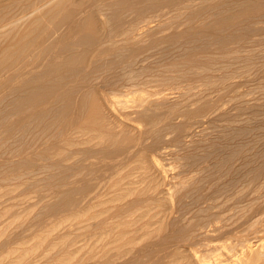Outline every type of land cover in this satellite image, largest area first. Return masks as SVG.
<instances>
[{"label":"bare ground","instance_id":"bare-ground-1","mask_svg":"<svg viewBox=\"0 0 264 264\" xmlns=\"http://www.w3.org/2000/svg\"><path fill=\"white\" fill-rule=\"evenodd\" d=\"M230 3H234L236 4V6L231 7L232 5H230ZM164 4L176 5V9L178 12L175 14V16H173L170 22L167 20L169 23L165 19L164 22H166V25L165 23L161 24L160 21H158L156 25H151L153 21L149 20V18L147 17L148 14L159 11ZM216 14L222 16L218 18L216 17ZM263 15L264 0H0V144L3 146L7 143H10L11 145L13 144L12 142H14L13 145H15V143L17 144V148H6L4 150L3 154H6V156L5 158L3 156L4 159L2 161L5 164L3 166L5 167V170L7 172H20L22 175H20L18 178L21 179L25 174L24 171H26L27 169L30 170L32 167H35L37 165V161L45 159L44 157L47 155L52 156L51 159L55 158L54 155H62L63 161L71 156L74 157V155L84 156L89 153H96L101 157L112 154L119 157L125 154L126 156H128V158H132L133 155H135V152L131 151L132 147L128 142L136 141V143L133 144L140 147L142 146V141L149 140V137H154V140L151 138L153 140V143L150 148H158V150L160 151V153L158 154L167 155L168 151H165L164 149L166 148H164L163 146L161 147V145L164 142L166 143L164 137L165 134L168 133V130H171V132L173 131V133L175 132V137L173 138V140H175L178 146H175V149L178 148V150H175V154L178 152L176 156H174V158L176 157L175 159L184 160L185 158L188 159L189 157H194V154L196 156L194 159H196L197 162L192 161L193 165L195 163V173L193 171L192 164L190 163L191 160L190 162H188L185 159V161H187L188 163L187 165H189V163L191 164L190 168H192V170H190L189 172L193 173V175L189 174L191 177H182V175L179 174L178 176L181 177H178L177 174H175L178 181L172 182L176 179L171 180L172 176L168 172L169 168L165 169L167 167L165 166L164 168V166L161 165L158 160L153 159V156L150 158L146 157L147 155L145 154V149L140 147L143 150L136 152L137 157H135L137 158V160L134 157V164L136 163L134 168H132V166V169H130L131 171H129V173L127 170V176L122 174L123 177L126 176L124 177V179L121 178L123 181L119 180V178L122 177L121 175L118 178L116 177V180L118 179L120 181L117 182V185L119 184L118 186L120 188L117 187L115 182V186L118 188L117 193L118 191L121 192L115 194L114 199L111 195L112 192L110 190L109 191L111 193L109 194V196L104 195L106 197L108 196L109 199H111L109 201V199L106 198V200L108 199L110 203H113L111 201L116 200L114 203H116L117 201H123V203L125 204H121L120 207L116 205L117 209L116 212H114L116 213L115 217H117V219L119 220H116L115 223L112 222L114 223L112 224L114 225L113 228L110 227L111 229L109 228L110 230L108 229L107 232H105V227L101 226V228H98L100 229V232L103 231L102 228L105 229V231L102 232V235L98 234L97 236L99 237V239H102H100L101 242L99 241L100 244L98 243L99 247H96L98 244L94 239L93 240L96 244L94 242L93 243L94 245H96V248H94L93 244V246L86 243L84 244L86 245V247L88 245L90 246L89 248L93 247L97 250L98 255L95 254L94 256L97 255L96 257L92 255L94 258H97L92 264H138V259L144 257L147 259V261H149V258L151 257H148L150 256L148 254L151 253L156 246L160 247L161 251L163 252V255L160 254L162 255V258H160V256L158 257V259H162V261L159 260V262H162L163 264H264V142H261V140L259 139L260 137L262 138V136V139H264V134L259 136V138H256L258 140L253 141L251 139L255 143H252V141L250 140L251 142L249 141L248 143H244L246 145L241 144L242 146H238V144L235 143L237 145L235 147H233L232 145L227 146L226 144L222 143L224 141H218L221 138H217L218 140L216 141L215 138L211 139L210 136V139L205 138V136L203 137L195 131L196 129L194 127L196 125L194 126V124H197V127L198 125H201V119L199 118H201V116L202 118L204 117V110H206L204 109L205 105L201 104L203 106H198L199 104H197V102L200 99L196 102H191L190 99L185 100L181 98L182 96L179 97L180 94L178 95V93L175 95L171 92H164L163 90L156 94L153 93L154 95L152 94V97L150 95V97L153 99H149L148 97H138L135 100L130 101L131 105H127L124 104L125 102H121L120 104L122 108L121 106L120 108H130V113L127 114L124 112V110L123 112H119L121 110L120 108L117 109V111L119 110V113H117L113 100H110L111 97H109L110 99L107 97V95L101 89L102 85H99V82L103 80L104 77L107 81V78L109 76H112L115 79V76L120 77L119 75L133 76V74H136L137 71L134 68L136 67V65L140 66V62L141 64L144 63L145 43L147 41H150V39L152 42V39L154 38L155 40L153 39V43L160 49V46L164 43H175V45L177 43L178 45L181 44L180 46H183L181 40L186 43L187 41H189V37H193V39L195 37L194 41L201 42V44L204 43V46H222V49L226 50L227 52L228 48H225L226 45L228 43H231L236 38V36H232L233 33L231 32L241 31V36L245 35L248 37L247 33H249L250 31L248 25L251 24V21L261 19ZM124 19L125 22H123ZM182 19H184L183 22L181 21ZM195 22H198V24H195V26L198 25V27L194 26ZM181 23L184 26H187L185 30L173 35H162V33H164V30H174L177 28L179 29V27L182 25ZM192 31H197V33H194L196 34L195 36L192 35ZM159 35L161 36L159 37ZM117 37H120V40L116 41L115 38ZM201 44L198 46L204 47L203 45L201 46ZM223 46H225V49L223 48ZM210 47L212 48V46ZM202 49L200 48L201 53L203 50L205 51L206 47H204L203 50ZM149 51H146V53H149ZM217 51L219 52V50ZM189 55H191V53ZM226 58L227 57H225V59ZM213 60L215 59L213 58ZM211 65H209V67ZM188 71L189 70H187V72ZM141 73H143V71ZM136 77H138L137 74ZM161 77L162 76H160V78ZM224 78L225 77H223V79ZM120 79L122 80L121 77ZM160 80L162 82L170 81H168L167 79L162 80V78L159 79V81ZM171 83L172 82H170L169 85ZM92 84H95V86ZM110 94L111 93H109L108 96H110ZM185 95L187 94L185 93ZM188 98L189 97H187V99ZM162 108L167 109L164 115L158 114V110ZM121 116L123 117V119L120 118ZM139 122H142L145 125L144 129L141 128L140 130L139 128L138 130L136 124L137 126L140 125L138 124ZM239 126H242V124H240ZM250 128L252 127L250 126ZM256 128L255 132L259 129V131L262 130L261 127H258L259 129L257 128V130ZM224 129L225 130L222 129V131H226V127ZM231 129H229L231 133L230 135L226 136L228 133H223L226 136V139H224L226 143H229L230 141L232 142L237 136L239 137L241 135H244V130L246 131V129L242 130L241 128L237 130ZM231 131H233V133ZM252 131H254L253 128L250 129V132L248 131L247 136H249V133L251 134ZM259 133H255L253 135L256 136L257 134L258 136ZM218 134H221V132H217V135ZM214 135H216L215 132ZM251 136L249 137L251 138ZM241 137L243 138L244 136ZM221 148L223 150H221ZM218 149H220L221 152ZM192 152L195 153L191 154ZM178 156L180 157L178 158ZM15 157L18 158L15 159ZM212 158L219 159L220 161L222 159V161L220 162L221 165L217 166L212 163V166L210 167V169H213L215 166H217L218 171L216 172L218 173L222 170V167H227L228 164H230L231 167L237 166V169L246 170L249 168L248 170H246L247 182H243L246 184H242V189L238 188L239 190L235 191L234 189L236 185L233 184L238 183L240 180L236 181L235 178H231L232 183H230V180H226L228 181L226 183H229V185L224 184L223 187L221 185L222 188L220 190L217 189L216 191H214L215 194L214 192H210L213 190V187H208L212 188V190L210 191H207L206 189L208 188L206 187L205 193L202 192L203 188L205 187L204 183L206 181V177L210 178L208 176H212V174H209L210 172H208L209 175L206 174V171L210 166V162L208 161ZM259 158L261 159L260 163L256 167L255 165H252L257 163ZM45 161H47V157ZM68 161H66V163ZM79 161L82 163L81 160ZM179 162L181 163L183 161ZM122 163L123 162L119 163L117 167L122 168L120 167V164ZM216 163L217 162H215V164ZM59 164H46L42 166L39 165V172L41 174H45L44 178H39L38 180L32 182L33 184L44 183L47 186H50L49 190H47V193L43 194V197L37 200V202L39 200L40 201L37 204L34 203L35 208L39 206V212L37 213V216L47 214L45 219L48 218L49 222V219H51L50 217L54 215H57L58 217L62 214L66 216L69 215L66 218L70 219V216H72L76 219L78 217H81V212H83V216H85L91 208L90 206H87L90 208L88 210V208L86 207V209V204L84 205V203L88 202L85 197H87L86 194L89 190L87 186L92 180V173H85L81 170V172H83L82 174L79 171L80 168L77 164L72 167L66 165V168L67 166L70 167H68V170H73L72 168H79L78 174H63L64 172H66L64 171V169L62 170L63 165L61 166V164L63 163L59 162ZM122 166H124V164H122ZM184 166L185 165L183 164L180 167ZM178 167L179 165L177 166V168ZM219 167H221V169ZM126 168H128V166ZM186 169L189 170V167ZM228 169L231 170L230 167ZM40 170H42V172ZM134 170L136 172H134ZM226 170H224V172H226ZM172 171L170 173H172ZM30 172L32 173L31 170ZM137 172L138 174L136 175ZM132 174H135L138 180H136V178L133 179L132 177L135 176H132ZM241 174L245 176L244 172ZM27 175H29V173H27ZM33 175H36V173ZM223 175L225 174H221L222 177H224ZM230 175H232V173ZM213 176L214 178L216 177L215 174H213ZM225 177H227V175ZM8 178H10V176ZM224 179L225 178H223V180ZM216 181L218 180L216 179ZM216 181L215 184L217 185L218 182ZM107 184L105 185V187L107 186ZM230 184L233 187H231ZM213 185L211 184V186ZM116 187L114 188L115 190L117 189ZM219 187L220 186L214 188L216 189ZM230 187L235 191H232L235 195V198L241 200L237 203L232 201V204L236 203L237 207L235 206L236 214L234 215L236 219H234V222L232 220L231 224L235 223L237 218V222L239 223V220L241 218L240 222H242L243 220V225L245 226V233H243L244 237H242L239 243L236 242L238 243L236 245L230 247L227 246L226 248L221 245L223 247L222 249L225 248L224 250L226 252L224 253L218 252L221 248L208 245V248L203 247L202 249L201 246H198L200 245L199 242L202 243V241L216 236L217 234H221L226 230L225 227L227 226V224L226 222L224 223L226 219L223 218L224 214L219 216V213L217 214L216 212L221 210L220 208H222V204H226H224V199L227 200V193H229L231 190ZM106 191H108V189ZM192 193L193 195L189 196V194ZM90 195L91 194H89L88 197ZM146 195L147 197L145 198ZM187 196H189L188 200H190V202L187 201L188 204H186V202L184 201ZM97 197L98 196L95 195V199ZM229 198L232 199L233 197L228 196V199ZM235 198L233 200L237 201ZM98 200L99 199H97V201ZM106 200L104 202L103 200L102 202L100 200V202L104 204L105 202L108 203V201ZM147 201H150L149 204L154 205L153 208H150L151 205L150 207L148 206L150 208H147L149 209V212L160 208V211L155 212L156 217H161L159 218L161 225L158 226V228L156 226L155 229H153V227L155 226L154 224L151 229H145V227L143 229L141 228V226H136V228L139 227L140 229L134 228L131 230H124L129 225L131 220H133L135 217H138L139 219V215H141L140 210L142 211V209L138 210V212L140 213H138L139 215L137 214V216L129 221V219L134 216L133 213L136 210L134 209L133 211L130 208L133 209L134 207H138L144 209V207L139 206H143L142 202L146 203ZM228 203L226 204L227 210H229ZM232 204L230 203V205ZM233 205L232 207H230L231 209L234 208ZM94 206L95 205H93L92 208L96 209L97 207ZM123 206L124 208H126V210L124 209V212L122 211ZM35 208H32V210L34 211ZM98 208L100 209L99 206ZM112 208L110 210H113ZM235 208L233 210H235ZM84 209L86 210L84 211ZM147 209H144V213L148 212L146 211ZM216 209L219 210L217 211ZM214 210L216 211L213 212ZM2 213L3 212H1V214ZM125 213L127 215L123 217ZM147 214H144L145 219L147 217ZM18 215L16 216V218L19 217ZM128 216L131 217L127 218ZM229 216L228 219L232 217ZM125 217L126 219H128L129 223L127 222V220H125L124 222H126L127 226L122 227L124 229L120 230L121 225H126L122 224L123 221L121 220ZM110 218H112L110 219L111 221L115 220H113V215L112 217L110 216ZM149 218L150 220L154 219V217L152 218V216ZM228 219L226 220L228 221ZM52 221L53 220L51 219V222ZM111 221H106V223L108 222L110 226H112L110 223ZM137 221L139 220L136 219V225L140 222ZM39 222H41V220H39ZM84 222L86 223V221ZM132 222H134L135 224V220ZM9 223L11 224L8 225L12 226L14 221ZM44 223H46V221ZM44 223L43 226L46 227L47 223ZM52 223L51 226L53 225ZM106 223L104 222L102 224H104V226H108L109 224ZM147 223L145 222L144 224L147 225ZM238 223H235V225ZM49 224L50 223H48V227L50 226ZM231 224L230 226H232ZM91 225L92 224H90V226L88 227L90 228ZM7 226L2 229L0 228V232H6L9 228ZM55 226L56 224L54 225V227ZM54 227L52 226L51 228ZM234 227L235 226H233L232 228ZM241 227L240 230H243L244 228L242 229ZM130 228H132V226H128V229ZM40 229H42V227ZM43 229L41 230L42 232ZM34 230L35 229H33V232ZM44 230L46 231V229ZM56 230L57 229H55V231ZM233 232L236 233V231ZM2 233L1 235H3ZM64 233L65 232H63V234L61 233L60 235L57 234L58 236L56 237H54L55 235H53L52 237L54 238H52L50 242L47 241L50 244L49 247L51 248V250L57 249V252H54V254L52 252V257L50 256L51 252L47 254L49 255V257H51L49 263L47 262L48 264H62V261H66L64 259H67L71 256L70 252L66 248H68L67 244L72 240L68 236L67 232L66 234ZM127 234H130L131 236H127ZM106 235H112L110 240L112 238L113 239L106 242L110 237H107ZM86 237L85 239H87ZM40 240L43 242L42 239ZM209 240L211 243V239ZM192 241H199L197 242L198 245L196 244V246H198L199 250L201 248L200 251H198L196 246L195 248L197 250H194L193 247H191ZM194 242L192 246H194ZM214 242L217 241H213V243ZM220 244L221 243L219 242V245ZM31 246L26 248L22 246L23 249H19L21 252H19L20 254L17 255V259L20 258L24 261V259L27 260V258L35 253L36 250L34 252L32 251L36 248L35 242L34 245L32 247ZM69 246H71L69 247V249L72 248V246L74 247V245L72 244ZM37 250H39L38 247ZM64 250L67 251L65 252ZM73 250L71 251H77ZM62 251H64V253ZM92 252L93 250L89 251L88 254H91ZM155 252L157 253V251ZM7 254L10 253L7 252ZM74 255H76V253ZM76 256L73 257L74 259L70 260L71 264H83V257L81 256V258L79 257L80 259H75ZM151 256L156 257V255L154 256L152 254ZM4 259V261H6L8 257L7 259ZM154 259L152 258L149 264L151 262H153L154 264ZM147 261L146 264H148ZM66 262H68V260ZM4 263L6 262H3V264Z\"/></svg>","mask_w":264,"mask_h":264},{"label":"rangeland","instance_id":"rangeland-1","mask_svg":"<svg viewBox=\"0 0 264 264\" xmlns=\"http://www.w3.org/2000/svg\"><path fill=\"white\" fill-rule=\"evenodd\" d=\"M221 1H227V0H221ZM228 1H230V0H228ZM234 2V1H233ZM169 5V6H168ZM230 5H232L231 7H235L236 6V4H234V3H230ZM169 7H171V8H169ZM173 8V9H172ZM175 8V9H174ZM177 6L176 5H173V4H164L162 7H161V9L159 10V11H157V12H154V13H151V14H148V18H149V20L151 21H153L152 23H151V25L153 24V25H156L157 24V22L158 21H160V23L161 24H164L165 23V25H166V22H164L165 21V19H166V21L168 20L169 22H170V20H172V18H173V16H175V14L178 12L177 11ZM163 9V10H162ZM167 9V10H166ZM170 9V10H169ZM227 9H229V8H227ZM173 11H174V13H173ZM160 12V13H159ZM221 12V11H220ZM156 13H158V14H156ZM222 15H217L216 14V17H218V18H220ZM214 17V16H213ZM264 15L262 16V18L261 19H258V20H255V21H251V24L250 25H248L249 27V33H247L248 34V37L247 36H241V34H242V32L241 31H236V32H231V33H233L232 34V36H236V38L231 42V43H228L227 45H226V47L225 46H223V48L225 47L226 49H227V52H226V50H223L222 49V46H217V45H215V47H214V45H208V46H204L203 44H201V42H198V41H194L195 40V37H194V39H193V37L191 38V37H189L188 38V40L189 41H187L186 43H184L183 42V40H181L182 41V45L183 46H180L181 44H177L176 43V45H175V43H173V44H168V43H164V44H162L161 46H160V49L153 43L154 42V40L152 39V42H151V39H150V41H147L146 43H145V52H144V54H145V61H144V63L143 64H141V62H140V66H138V65H136V67L134 68L136 71H137V76L138 77H136V74H133V76H131V75H125V76H121V75H119L121 78H122V80L120 79V77H118V76H115L116 78L114 79V77H112V76H109L108 78H107V81H106V79H105V77L103 78V80H101L100 82H99V85L101 86L102 85V87H101V89H102V91L107 95V97L109 98V97H111V99L110 100H113V102H114V105H115V109H116V111H117V109H119L120 108V106H121V102H125L124 104H127V105H131V102L130 101H132V100H135L136 98H138V97H143V98H151L152 97V94L153 93H158V92H160V91H163L164 90V92H167V93H169V92H171V93H173V94H177L178 93V95H179V97H181L182 99H185V100H191V102H196V101H198L199 99L200 100H202V101H198L197 102V104H199L198 106H200L201 104H203V105H205V107H204V109H206V110H204L205 111V114H203V118H202V116H201V118H199V119H201V125H198V127H197V124H194V128L196 129H194L198 134H200L201 136H205V138H209V136H210V138L211 139H216V141L219 139V138H221L220 140H218V141H224V142H222L223 144H226L227 146H233V147H235V146H237L236 144H238V146L240 145V146H242L244 143H248L251 139L253 140V141H255V140H258V139H256V138H259V136H261L262 134H264ZM155 19V20H154ZM163 20V21H162ZM167 21V22H168ZM182 22L184 21V19H182L181 20ZM180 21V22H181ZM259 21H261V22H259ZM123 22H125V19L123 20ZM168 22V23H169ZM257 22V23H256ZM263 22V23H262ZM182 24V23H181ZM195 24H198V22L196 23H194V26H195ZM125 26V25H124ZM186 27L187 26H184L183 24L179 27V29L177 28V29H174V30H172V29H167V30H164V33H162V35L163 36H165V35H168V34H176V33H179V32H181V31H183V30H185L186 29ZM195 27H198V25H196ZM238 30V29H237ZM169 32V33H168ZM192 35L193 36H195L196 34H194V33H197V31H192ZM246 34V35H247ZM158 35V34H157ZM161 35H159V37H160ZM250 36V37H249ZM155 37V36H154ZM157 37V36H156ZM243 37V38H242ZM244 37H246V38H244ZM196 39H197V37H196ZM244 39V40H243ZM115 40L116 41H118V40H120V37H117V38H115ZM121 43V42H120ZM149 44V45H148ZM188 44V45H187ZM201 44V46L203 45L204 47H206V49H205V51L203 50L204 49V47H200V46H198V45H200ZM186 45V46H185ZM120 46V45H119ZM118 46V47H119ZM210 46H212V48L210 47ZM149 47V48H148ZM180 47V48H179ZM197 47V48H196ZM209 49H208V48ZM177 48H178V50H177ZM200 48L203 50L202 51V53L200 52L201 50H200ZM224 48V49H225ZM149 49H150V51H149ZM153 49H155V50H153ZM169 49V50H168ZM174 49V50H173ZM183 49V50H182ZM186 51H185V50ZM242 49H244V50H242ZM152 50V51H151ZM156 50H157V52H156ZM158 50H160V51H158ZM165 50V51H164ZM173 50V51H172ZM198 50V51H197ZM215 50V51H214ZM217 50H219V52L217 51ZM146 51H149V53L147 52L146 53ZM185 51V52H184ZM210 51V52H209ZM252 51V52H251ZM155 52V53H154ZM159 52V53H158ZM182 52V53H181ZM189 52V53H188ZM193 52V53H192ZM209 52V53H208ZM244 52V53H243ZM251 52V53H250ZM254 52V53H253ZM166 53V54H165ZM181 55H180V54ZM186 55H185V54ZM191 53V55H189ZM206 53V54H205ZM197 54V55H196ZM199 54H201V55H199ZM203 54V55H202ZM229 54V55H228ZM173 55V56H172ZM211 55V56H210ZM213 55V56H212ZM216 55H219V56H216ZM179 56V57H178ZM182 56V57H181ZM185 56V57H184ZM208 56V57H207ZM221 56V57H220ZM148 57V58H147ZM201 57V58H200ZM225 57H227L226 59H225ZM250 57V58H249ZM260 57H263V58H260ZM168 58V59H167ZM203 58V59H202ZM213 58L215 59V60H213ZM218 59V61H217V59ZM261 60H259V59ZM156 59H157V61H156ZM221 59V60H220ZM185 61V62H184ZM189 61V62H188ZM252 61V62H251ZM176 62V63H175ZM219 62H221V63H219ZM203 63V64H202ZM209 63V64H208ZM225 63V64H224ZM212 64V65H211ZM218 64H220V65H218ZM203 67H202V66ZM209 65H211L210 67H209ZM218 65V66H217ZM247 66V67H246ZM205 67H207V68H205ZM166 68H170V69H166ZM205 68V69H204ZM142 69V70H141ZM144 69V70H143ZM148 69V70H147ZM151 69V70H150ZM216 69H217V71H216ZM248 69V70H247ZM139 70V71H138ZM146 70V71H145ZM187 70H189L188 72H187ZM143 71V73H141ZM144 71H145V74H144ZM150 71V72H149ZM139 72V73H138ZM149 72V73H148ZM160 72V73H159ZM181 72V73H180ZM162 73V74H161ZM165 73V74H164ZM170 73V74H169ZM173 73H175V74H173ZM177 73H179V74H177ZM173 74V75H172ZM193 74V75H192ZM212 75V76H211ZM144 76V77H143ZM158 76H159V78H158ZM160 76H162L161 78H162V80H165V79H167L168 81L170 80V79H172V78H176V79H172V80H170L169 82H162L161 80V82L159 81V79H161L160 78ZM230 78H229V77ZM143 77V78H142ZM157 77V78H156ZM167 77H169V78H167ZM205 77V78H204ZM223 77H225L224 79H223ZM132 78V79H131ZM142 78V79H141ZM164 78V79H163ZM210 78V79H209ZM232 78V79H231ZM110 79V80H109ZM112 79V80H111ZM213 80V81H212ZM2 81V80H1ZM95 81V80H94ZM112 81V82H111ZM114 81H116V82H114ZM120 81V82H119ZM173 81H174V83H173ZM211 81V82H210ZM231 81V82H230ZM93 82V81H92ZM102 82V83H101ZM170 82H172L170 85H169V83ZM213 82V83H212ZM214 82H215V84H214ZM158 83H159V85H158ZM166 83H168V84H166ZM181 83V84H180ZM205 83V84H204ZM220 83V84H219ZM1 84V83H0ZM180 84V85H179ZM92 85H94L95 86V84H92ZM104 85H107V86H104ZM163 87H162V86ZM168 85V86H167ZM207 85V86H206ZM212 85H214V86H212ZM161 86V87H160ZM172 86V87H171ZM211 86V87H210ZM159 87V88H158ZM205 89H204V88ZM182 88V89H181ZM202 88V89H201ZM177 89V90H176ZM181 89V90H180ZM174 90V91H173ZM108 91H110V92H108ZM199 93H198V92ZM203 91V92H202ZM109 93H111L110 94V96H108V94ZM185 93L187 94V95H185ZM196 93V94H195ZM195 94V95H194ZM150 95H151V97H150ZM154 95V94H153ZM189 95V96H188ZM207 95H208V97H207ZM243 95V96H242ZM245 95V96H244ZM200 96V97H199ZM239 96V97H238ZM240 96H242V97H240ZM113 97V98H112ZM156 97V96H155ZM187 97H189L188 99H187ZM191 97V98H190ZM148 99V100H149ZM151 99H153V98H151ZM257 101H256V100ZM116 100V101H115ZM119 101V103H118V101ZM245 101V102H244ZM248 103H247V102ZM127 102V103H126ZM211 102V103H210ZM214 102V103H213ZM244 102V103H243ZM250 102V103H249ZM117 103H118V105H117ZM255 103V104H254ZM234 105V106H232V105ZM118 107H117V106ZM203 105H201V106H203ZM209 106V107H208ZM236 106V107H235ZM221 107V108H220ZM260 107V108H259ZM121 108H122V106H121ZM120 108V109H121ZM197 108V107H196ZM249 108V109H248ZM217 109H219V110H217ZM122 110V111H121ZM119 112H123V110H124V112L125 113H127V114H129L130 113V108H126V109H121ZM126 110V111H125ZM129 112H128V111ZM239 110V111H238ZM247 110V111H246ZM117 111V113H119ZM165 111H167V109H165V108H162V109H160V110H158V114H161V115H164L166 112ZM224 111H226V112H224ZM258 111V112H257ZM160 112H162V113H160ZM206 112H207V114H206ZM254 112V113H253ZM260 112V113H259ZM256 113V114H255ZM258 113V114H257ZM210 114V115H209ZM248 114V115H247ZM209 115V116H208ZM245 115V116H244ZM250 115V116H249ZM208 116V117H207ZM220 116V117H219ZM223 116V117H222ZM233 116V117H232ZM244 116V117H243ZM258 116V117H257ZM217 117V118H216ZM262 117H263V119H262ZM121 119H123V117L121 116L120 117ZM236 118V119H235ZM243 118H245V119H243ZM207 119V120H206ZM242 119V120H241ZM262 119V120H261ZM203 120V121H202ZM227 121H228V123H227ZM241 121V122H240ZM203 122V123H202ZM240 122V123H239ZM246 124H245V123ZM220 123V124H219ZM226 123V124H225ZM252 123V124H251ZM138 124H140V125H138L137 126V124H136V127L138 128V130H139V128H140V130H141V128L142 129H144V127H145V125L142 123V122H139ZM218 124H219V126H218ZM229 124V125H228ZM235 124H236V126H235ZM240 124H242V126L243 127H246V128H243L242 126H239ZM215 125V126H214ZM230 127H228V126ZM260 125V126H259ZM226 127V131H222V129L223 130H225L224 128ZM233 126H235V127H233ZM250 126L254 129V131H252L251 132V134L249 133V136H251V135H253V134H255V133H259V135L257 136V134H256V136H251V138L249 137V136H247L248 135V131L250 132V129H252V128H250ZM256 126H257V128L259 127H261V131H259V130H257V128H256ZM233 127V128H232ZM237 127V128H236ZM198 128V129H197ZM209 128V129H208ZM211 128V129H210ZM232 128V129H231ZM239 128H243V129H246V131L244 130V135H241V136H244L243 138L241 137V136H237V137H235V139L231 142H229V143H226V141L224 140V139H226V136H228V135H230L231 133H230V130L229 129H231V130H237V129H239ZM247 128H249V129H247ZM255 128H256V130L258 131H256L255 132ZM213 129V130H212ZM229 131H228V130ZM242 129V130H243ZM204 130V131H203ZM219 130V131H218ZM221 130V131H220ZM248 130V131H247ZM218 133H220L221 132V134H218L217 135V132ZM228 131V132H227ZM200 132V133H199ZM214 132H215V134L217 135H214ZM232 133H233V131H231ZM246 132H247V134H246ZM205 134V135H203V134ZM226 134V133H228L226 136L224 135V134ZM206 134H208V135H206ZM210 134V135H209ZM214 135V137H213V135ZM246 134V135H245ZM212 135V136H211ZM1 137V136H0ZM175 137V132L173 133V131L171 132V130H168V133L167 134H165V141H166V143L164 142L162 145H161V147L163 146L164 148H166V149H164L165 151H168V153H167V155H160V154H158V153H160V151L158 150V148H154V147H152V148H150L151 146H152V143H153V140H154V137L152 138V137H149V140H146V141H142V146H140L141 148H143V149H145V154L147 155L146 157H148V158H150V157H154L153 159H155V160H158V162H160V164L161 165H163L164 166V168H165V166L167 167V168H165V169H168V172H169V174H171V176H172V178H171V180H174V179H176V180H174V181H172V182H177L178 180H177V178H176V175L175 174H177V176L180 174V175H182V177H191L189 174H191V175H193V173H190L189 171L190 170H192V168H190L191 167V164L193 163L192 161H196V159H194L196 156H195V152H192L191 154H194V157H189L188 159L187 158H185L188 162H190V160H191V164L189 163V165H187L188 163H187V161H185V159L184 160H178V159H175L174 158V156H176V154L178 153H176L175 154V150H178V148L177 149H175L176 147H178L177 146V144H176V142H175V140H173V138ZM240 137H241V139H240ZM250 139H249V138ZM153 140H152V139ZM163 138V139H164ZM166 138H168V139H166ZM172 138V139H171ZM209 138V139H210ZM218 138V139H217ZM223 138V139H222ZM248 138V139H247ZM262 138H263V136H262ZM261 137L259 138L260 140H261V142H264V139H262ZM242 140H243V142H242ZM246 140V141H245ZM251 140V141H252ZM259 140V141H260ZM150 141H152V142H150ZM250 141V142H251ZM252 141V143H255V142H253ZM127 142V141H126ZM233 142H234V144H233ZM13 144H14V142H12ZM129 144H131L130 146L132 147V149H131V151H133V152H135V155H133V157L132 158H128V156H126L125 154H123V155H121V156H119V157H117L116 155H114V154H112V155H107V156H104V157H101L99 154H96V153H93V154H91V153H89V154H87V155H84V156H80V155H74V157L73 156H71V157H69L68 159H66V160H62V155H60V156H58L59 154H57V155H54L55 156V158H52L51 159V157L52 156H50V155H47V156H45L44 158L46 159V157H47V161H45V159H41V160H39V161H37V165L35 166V167H32L30 170L32 171V173L30 172V170L29 169H27L26 171H24V173L26 174H24V176H23V178H18L20 175H22L20 172H7L6 170H5V167L3 166V165H5L4 163H3V159L5 158V156H6V154H3L4 153V150L6 149V148H17V144L15 143V145H13V144H11L10 145V143L8 144H6V145H1L0 144V147H1V149H0V156H1V154H2V159H1V157H0V210H2V211H0V215H1V219H0V228L2 229V228H5L8 224H11V223H9V222H13L14 221V223L12 224V226H11V228H10V226L8 225L7 227H9L8 228V230L6 231V232H4V233H2V232H0V263H2L3 264V262H6L7 264H12V262H13V264H29V263H31V261H32V263L31 264H44L45 262V264H48L49 263V261H50V258L53 256L52 255V252H53V254H54V252H57L56 250L57 249H55V250H51V248L49 247L50 246V244H49V242H50V240L52 239V238H54V237H56V236H58L57 234H63V232H65L64 234H66V232H67V234H68V236L70 237V239L72 240L71 242H69L68 244L69 245H74V247L72 246V248H70L69 249V247H71V246H69L68 244H67V247L68 248H66V249H68V251L70 252V257H68L67 259H64V260H68V262H66V261H62V264H65V263H69V264H71V262H70V260L71 259H74L73 257L74 256H76L75 257V259H78L79 257L81 258V256L83 257V264H92V263H94V260H96L97 258H94V257H96L98 254H97V250L96 249H94V248H96V247H99V241H100V239H99V237H97L98 236V234H101L102 235V232H104L105 231V229H106V231L105 232H107L108 231V229L110 228V227H112L113 228V226L114 225H112V224H114L115 223V221L117 220H119V219H117V217H115L116 216V209H117V206L118 207H120L121 206V204H125V203H123V201H117L116 203H114L115 201H111V202H113V203H110L109 201L111 200V199H109V194L112 192V197H113V199H114V196H115V194H118L119 192H121V191H118V193H117V190H118V188H120L118 185H117V182H120L122 179L121 178H123L124 179V177H126L127 175V170H128V173H129V171H131L130 169H132V168H134V166L136 165V163L134 164V162H135V159H134V157L136 156L137 157V151H140V150H143V149H141L139 146H135V144H133V143H136V141L134 142V141H132V142H128ZM151 143V144H150ZM236 143V144H235ZM126 144V143H125ZM175 144V145H174ZM229 144V145H228ZM242 144V145H241ZM134 145V146H133ZM244 145H246V144H244ZM6 146V147H5ZM176 146V147H175ZM225 146V145H224ZM223 146V147H224ZM3 150V151H2ZM172 150H174V151H172ZM218 150H220V149H218ZM217 150V151H218ZM221 150H223L222 148H221ZM221 150H220V152H221ZM170 151V152H169ZM142 152V151H141ZM174 153V154H173ZM203 154V153H202ZM3 156H4V158H3ZM53 156V157H54ZM57 156V157H56ZM93 156H95V157H93ZM191 156V155H190ZM193 156V155H192ZM84 157H86V158H84ZM93 157V158H92ZM121 157V158H120ZM135 157V158H136ZM156 157V158H155ZM166 157V158H165ZM170 157V158H169ZM180 156H178V158H179ZM223 157V156H222ZM16 158H18V157H15V159ZM118 158H120V159H118ZM127 158V159H126ZM147 158V159H148ZM191 158V159H190ZM49 159V160H48ZM61 160V161H60ZM69 160V161H68ZM72 160V161H71ZM79 160H81L82 161V163L79 161ZM102 160H106V161H102ZM120 160H121V162H123L122 164H124V166H122V164H120L121 166L120 167H122V168H118L117 167V165L119 164V163H121L120 162ZM132 160H134V161H132ZM136 160H137V158H136ZM169 160V161H168ZM176 160V161H175ZM178 160V161H177ZM211 160H213V161H211ZM211 160H209L208 162H210V166H209V170L207 169V171H206V174H208V172H210L209 174H212V176L210 175V176H208V175H206V176H208V177H210V178H207L206 177V181H205V183H204V188H203V190H202V192L203 193H205V189H206V187L208 188V187H213V190H212V188H208V189H206L207 191L209 190H212V191H210V192H214V191H216L217 189H221L223 186H224V184L225 185H229V183H226V182H228L229 180L231 181L232 179L231 178H235V180L236 181H238V180H240L238 183H236V184H233V185H236L237 186V189H236V186H235V191L237 190H239V189H242L241 187H242V184H246V183H243V182H247V174H246V170H248V169H246V170H244V169H237L238 167L237 166H232L231 167V165L230 164H228V166L225 168V167H222V170L221 171H219V173L218 172H216V171H218L217 169H218V167L217 166H219V165H221L220 164V162L222 161V159H221V161L219 160V159H211ZM260 158L258 159V161H257V163H255V164H252V165H255V167L260 163ZM45 161V162H44ZM66 161H68L67 163H66ZM109 161V162H108ZM179 161H183V162H179ZM54 162V163H53ZM59 162L61 163H63V164H61V166L63 165V167H62V170L64 169V171H66V172H64L63 174H74V173H76V174H78V172L80 171L81 172V170L83 171V172H85V173H92V180H93V182H92V180L90 181V183H89V185L87 186L88 187V192H87V194H86V196L87 197H85V199L88 201V202H86V203H84V205H85V208L87 207V206H90V207H87L88 208V210H89V208H90V210H89V212H87L86 213V215L85 216H83V212H81V217H78V218H76L75 219V217H72V216H70V219L69 218H66V217H68V216H66V215H59L58 217H57V215H54V216H52V217H50L53 221V223L51 222V219H49L50 220V222L48 221V218L47 219H45L46 218V216H47V214H43V215H41V216H37V213L39 212L38 210H39V206H37V208H35V204L34 203H38L37 202V200L38 199H41V197H43V194H46L47 193V190H49V188H50V186H47L46 184H33L32 182H34V181H36V180H38L39 178L40 179H43L44 178V175L45 174H41L40 172H39V167L40 166H42V165H55V164H59ZM78 162V163H77ZM87 162V163H86ZM115 162V163H114ZM132 162V163H131ZM186 164H185V163ZM197 162V161H196ZM215 162H217L216 164H215ZM49 163V164H48ZM65 163V164H64ZM72 163V164H71ZM78 164V166H79V168H72L73 170H68V167L70 166V167H72V166H75V165H77ZM81 163V164H80ZM163 163V164H162ZM180 163V164H179ZM185 165L184 167H180V166H182L183 164ZM214 164V165H217V166H215V167H217V168H213V169H210V167L212 166L211 164ZM80 164V165H79ZM88 164H89V166H88ZM129 164H130V166H129ZM134 164V165H133ZM165 164V165H164ZM173 164V165H172ZM179 165V169L177 168V166ZM182 164V165H181ZM3 167H2V166ZM40 165V166H39ZM60 165V164H59ZM66 165H69V166H67V168H66ZM169 165V166H168ZM230 165V166H229ZM65 166V167H64ZM82 166H84V167H82ZM115 166V167H114ZM128 166V168H126ZM133 166V167H132ZM189 167V170L188 169H186V168H188ZM69 167V168H70ZM82 167V168H81ZM132 167V168H131ZM186 167V168H185ZM192 167H193V171H194V167H195V163H194V165L192 164ZM230 167V169L231 170H229L228 168ZM37 168V169H36ZM86 168V169H85ZM170 168H172V169H170ZM174 168V169H173ZM196 168V167H195ZM220 169H221V167H219ZM235 170H234V169ZM66 169V170H65ZM78 169H79V171H78ZM124 169V170H123ZM216 169V170H215ZM219 169V170H220ZM226 170V172H224V170ZM5 170V171H4ZM34 170V171H33ZM36 170H38V171H36ZM85 170V171H84ZM114 170V171H113ZM119 170V171H118ZM136 170V169H135ZM134 170V172H136ZM173 170V171H172ZM177 170H178V172H177ZM188 170V171H187ZM210 170H212V171H210ZM215 172H214V171ZM36 171V172H35ZM41 172H42V170H40ZM68 171V172H67ZM172 171V173H170ZM240 173H239V172ZM83 172H81L82 174H83ZM117 172H119V173H117ZM134 172H132V173H134ZM175 172V173H174ZM181 172V173H180ZM224 172V173H223ZM230 172V173H229ZM244 172V174H245V176L243 175V174H241V173H243ZM27 173H29V175H27ZM36 173V175H33V174H35ZM107 173V174H106ZM174 173V174H173ZM183 173V174H182ZM194 173H195V171H194ZM232 173V175H230ZM236 173V174H235ZM238 173V174H237ZM42 176H41V175ZM80 174V173H79ZM122 174L123 175H126V176H122ZM138 174V172L136 173V175ZM213 174H215V176L217 177H215L214 178V176H213ZM220 174V175H219ZM221 174H225V175H223L224 177H222L221 176ZM229 174V175H228ZM239 174H240V176H239ZM104 175V176H103ZM122 176V177H120L119 178V180L117 179L116 180V177L118 178L119 176ZM135 176V177H132V176ZM136 175L135 174H132V178L134 179V178H136V180H138V178L136 177ZM188 175V176H187ZM227 175V177L229 178H227V177H225ZM4 176V177H3ZM10 176V178H8ZM110 176H111V178H110ZM229 176H233V177H229ZM7 177V178H6ZM178 177H181V176H178ZM214 178V179H212V178ZM239 179H238V178ZM243 177V178H242ZM110 178V179H109ZM220 180H219V179ZM223 178H225L224 180H223ZM109 179V180H108ZM212 181V183H211V181ZM216 179L218 180V181H216ZM243 179V180H242ZM245 179V180H244ZM24 180V181H23ZM28 180V181H27ZM214 180V181H213ZM226 180H228V181H226ZM21 181V182H20ZM109 181V182H108ZM123 181V180H122ZM124 181H126V180H124ZM210 181V182H209ZM215 181L216 182H218L217 183V185L218 186H220L219 188H214V187H218L216 184H215ZM235 181V182H236ZM242 181V182H241ZM26 182V183H25ZM115 182H116V185H117V187L115 186ZM211 183L213 186H211V184H209V183ZM214 182V183H213ZM222 182V183H221ZM224 182V183H223ZM31 183V184H30ZM108 183V184H107ZM230 183H232V181L230 182ZM107 184V186L105 187V185ZM220 184V185H219ZM36 185V186H35ZM111 185V186H110ZM208 185H210V186H208ZM221 185H222V187H221ZM231 185V184H230ZM30 188H29V187ZM34 186V187H33ZM27 187V188H26ZM33 187V188H32ZM39 187V188H38ZM98 187V188H97ZM117 188L116 190L114 189V188ZM231 187H233L232 185H231ZM230 187V188H231ZM105 188V189H104ZM239 188V189H238ZM108 189V191H106ZM111 192H110V191ZM120 190V189H119ZM234 190H232V188H231V190H230V192H229V188H228V192L229 193H227V200L226 199H224V204L226 203H228L229 202V200L231 199V198H229L228 199V196H230V197H233L231 200H230V202L228 203L229 205H228V209L229 210H227V205L225 204V205H221V207L222 208H220L221 210L220 211H218L217 209V211L218 212H216L217 214L219 213V216L220 215H222V214H224V216H223V218H226V219H228V216H229V214H230V216H232V217H230L229 219H228V221L225 219V221H224V223L226 222V224H227V226L225 227L226 228V230H225V232H223V233H221V234H217L218 235V237H217V235L216 236H213V237H211V238H208V239H206L205 241H202V243L201 242H199V241H192V243H191V247H193V249L194 250H197L198 249V251H200L201 250V248L203 249V247L205 248V247H207L208 248V246H212V247H218V248H223V247H230V246H233V245H236V244H238L239 243V241L242 239V237H244V234L243 233H245V226L243 225V220H242V222H240V220H241V218H240V220H239V223L237 222V220H238V218H237V220H236V222L235 223H238V224H236L235 225V223H233V224H231V221L233 220V222L235 221L234 219H236V217H234V215L236 214V208H235V206L237 207V205H236V203L238 202V201H241V200H239L238 198H235V195L233 194V192H235ZM206 191V192H207ZM233 191V192H232ZM106 194H105V193ZM116 192V193H115ZM232 192V193H231ZM217 193V192H216ZM89 194H91L89 197H88V195ZM207 194V193H206ZM214 194H215V192H214ZM231 194V195H230ZM233 194V195H232ZM95 195L96 196H100L99 198L97 197L96 199H95ZM104 195H108L107 197L106 196H104ZM191 195H193V193L192 194H189V196H191ZM189 196H187L186 197V199L184 200L185 202H186V204H188L187 203V201H189L190 202V200H188V197ZM103 197V198H102ZM105 197V198H104ZM112 197H110V198H112ZM147 197V195L145 196V198ZM92 198H93V200H92ZM106 198H108L109 199V201H108V199L106 200ZM191 198V197H190ZM236 199L237 201H234L233 199ZM95 199V200H94ZM97 199H99L98 201H97ZM108 201V203L110 204H108L107 202H105V204L104 203H101L102 202V200H103V202L105 201ZM112 199V200H113ZM264 199V198H263ZM100 200H101V202H100ZM226 200V201H225ZM232 201L233 202H236V203H233V204H235V205H233L232 204ZM261 201H262V199H261ZM90 202V203H89ZM93 202V203H92ZM96 204H98V205H96ZM98 202V203H97ZM122 202V203H121ZM184 202V203H185ZM99 203H100V205H99ZM119 203V204H118ZM147 203V204H146ZM142 202V205L143 206H141L140 204H138V205H140L139 207H144V209H147V208H149L150 207V205H151V207L150 208H153V204H149L150 203V201H147V202ZM230 203L233 205V207L235 208V210H233V209H231L230 207H232V205H230ZM91 204V205H90ZM238 204H240V203H238ZM93 205H95L94 207H97L96 209L95 208H92L93 207ZM104 205H106V206H104ZM117 205V206H116ZM98 206L100 207V209L98 208ZM101 206H103V207H101ZM115 206H116V208H115ZM137 206V205H136ZM147 206V207H146ZM149 206V207H148ZM223 206H224V209L226 210H224L223 209ZM35 208L34 209V211L32 210V208ZM113 207V208H112ZM146 207V208H145ZM30 208H31V210H30ZM86 208V209H87ZM113 209V210H110V209ZM114 208H115V210H114ZM149 208V209H150ZM6 209V210H5ZM86 209H84V211L86 210ZM106 209H108V210H106ZM126 210V208H124V206L122 207V211L124 212L125 210ZM131 210H133L134 211V209H136L135 211H134V216L133 217H127V218H130L129 219V221L132 219V218H134L135 216H137V214L139 213L138 212V210H140V209H142V211L140 210V212H141V215H139V219H138V217H135L137 220H139L140 221V219H141V221L139 222V221H137V222H139V223H137V225H136V219L134 218L133 220H131L130 221V223H132V224H130L129 222H128V219H126V217L125 218H123V219H121L122 221H123V223L122 224H126V222H124L125 220H127V222L129 223V225L128 226H132V228H130V229H128V226H127V224L126 225H121L120 226V230H123L124 228H122V227H126L124 230H131V229H137V228H139L140 226H141V228H143L144 229V227H145V229L146 228H148V229H151V227H153L154 226V224H155V226L153 227V229H155V227L157 226V228H158V226H160L161 225V222H160V220H159V218H161V217H159V216H157L156 217V212L155 211H160V208H158V209H152V210H154V211H151V212H149V209H147L146 211H148L147 213H144V209L143 208H136V207H134L133 209L132 208H130ZM231 209V210H230ZM83 210V209H82ZM87 210V211H88ZM216 210H214L213 212H215ZM5 211V212H4ZM28 211V212H27ZM105 211V212H104ZM107 211V212H106ZM115 211V212H114ZM137 211V212H136ZM230 211H232V212H230ZM1 212H3L2 214H4V215H2L1 214ZM32 212V213H31ZM100 212H102V213H100ZM111 212H113V213H111ZM153 212V213H152ZM155 212V213H154ZM221 212V213H220ZM223 212V213H222ZM228 212V213H227ZM233 212H235V213H233ZM31 213V214H30ZM97 213V214H96ZM115 213V214H114ZM151 213H152V215H151ZM228 215H227V214ZM19 214V215H18ZM35 214H36V216H35ZM142 214H143V216H142ZM144 214H147L146 216L149 218V217H151L152 216V218L154 217V219L153 220H150V218L148 219L147 217H146V219H145V215ZM151 216H150V215ZM226 214V215H225ZM19 216V217H17L16 218V216ZM21 215V216H20ZM26 215V216H25ZM99 215H100V217H99ZM102 215H104V216H102ZM112 215L114 216V218H113V220L114 221H111L110 219H112V218H110V216L112 217ZM127 214L125 213L124 215H123V217L124 216H126ZM35 216V217H34ZM83 216V217H82ZM227 216V217H226ZM23 217H24V219H23ZM26 217V218H25ZM35 219H34V218ZM108 217H109V219H108ZM144 217V218H143ZM222 217V216H221ZM21 218V219H20ZM33 218V219H32ZM79 218H81V219H79ZM88 218H89V221H88ZM92 218V219H91ZM17 219H20V220H17ZM23 219V220H22ZM41 220V222H42V224H41V222H39V220ZM45 219V220H44ZM74 219H75V221H74ZM96 219V220H95ZM104 219H106V220H104ZM16 220V221H15ZM38 220V221H37ZM67 220H69V221H67ZM135 220V224H134V222H132V221H134ZM144 220H145V222L147 223V225L146 224H144L145 222H144ZM224 220V219H223ZM34 221V222H33ZM46 221V223H47V226L46 227H44L43 226V223ZM48 221V222H47ZM57 221V222H56ZM70 221H72V222H70ZM84 221H86V223L84 222ZM106 221H111L110 223H111V225L112 226H110V224L108 225V226H104V224H102V223H106ZM152 222V223H150V222ZM31 222V223H30ZM56 222V223H55ZM112 222H114V223H112ZM156 222V223H155ZM228 222V223H227ZM7 223V224H6ZM40 223V224H39ZM46 223H44V224H46ZM48 223H50L49 225L51 226V223L53 224L52 226L54 227V225L56 224V228L55 229H57L56 231H55V229L54 228H51L50 226L48 227ZM106 223V224H107ZM141 223V224H140ZM144 225H146V226H144ZM36 224V225H35ZM81 224H83V225H81ZM90 224H92L91 225V227L89 228L88 226H90ZM105 224V225H106ZM134 224V225H133ZM140 224V225H139ZM230 224L232 225V226H230ZM242 224V225H241ZM33 225V226H32ZM152 225V226H151ZM101 226L102 227H105V229L104 228H102V230L103 231H101L100 232V229H98V228H101ZM136 226H139V227H137L136 228ZM143 226V227H142ZM150 226V227H149ZM233 226H235L234 228H232ZM242 226V227H241ZM36 227V228H35ZM42 227V229L44 228V229H46V231L43 229V232L41 231L42 229H40ZM48 227V228H47ZM107 227V228H106ZM231 229H230V228ZM239 227V228H238ZM240 227L243 229V230H240ZM49 228H51V229H49ZM79 228H81V229H79ZM83 228H84V230H83ZM95 228V229H94ZM175 228V227H174ZM0 229V230H1ZM33 229H35L34 230V232H33ZM47 229H49V230H47ZM54 229V230H53ZM111 229V228H110ZM109 229V230H110ZM140 229V228H139ZM176 229V228H175ZM41 231V233H40V231ZM52 232H51V231ZM83 230V231H82ZM98 230H99V232H98ZM233 231H236V233L235 232H233ZM239 231V232H238ZM10 232V233H9ZM57 232V233H56ZM69 232V233H68ZM83 232V233H82ZM232 232V233H231ZM1 233L4 235H1ZM43 233V234H42ZM49 233V234H48ZM53 233V234H52ZM55 233V234H54ZM8 234V235H7ZM11 234V235H10ZM42 234V235H41ZM52 234V235H51ZM93 234H96V235H93ZM35 235H36V237H35ZM44 235V236H43ZM47 235V236H46ZM49 235V236H48ZM53 235H55L54 237H52ZM108 235V234H107ZM106 235V236H107ZM33 236V237H32ZM40 236H43V237H40ZM45 236H46V239H45ZM50 236H51V238H50ZM87 236V237H86ZM100 236V235H99ZM110 236V235H109ZM109 236H107V237H109ZM112 236V235H111ZM111 236L107 239V241L106 242H108V241H111L110 240V238H111ZM127 236H131L130 234H127ZM72 237V238H71ZM85 237L87 238V239H85ZM93 237V238H92ZM96 237H97V239H96ZM227 237V238H226ZM42 239L43 240V242L40 240V239ZM50 238V239H49ZM83 238H84V240H83ZM104 238H105V236H104ZM236 240H235V239ZM237 238H239V239H237ZM34 241H33V240ZM36 239V240H35ZM48 239V240H47ZM74 239V240H73ZM97 242V246L96 245H94V243H95V241ZM209 239H211V243H210V240ZM39 240V241H38ZM102 240V239H101ZM217 241V242H214L213 243V241ZM225 240V241H224ZM41 241V242H40ZM45 241V242H44ZM47 241H49V242H47ZM221 243L220 245H219V242ZM224 241V242H223ZM34 242H35V246L37 245V243H38V245L36 246V248L35 249H33L32 250V248H31V250L34 252L35 250L37 251H35V253H33L29 258H27V260H25L24 259V261H23V259L21 260L20 258L19 259H17V255L18 254H20L19 252H21L19 249H23V247L24 248H26V247H29V246H33L34 245ZM37 242V243H36ZM39 242H40V244H39ZM94 242V243H93ZM101 242V241H100ZM157 242V241H156ZM155 242V243H156ZM193 242H194V246H192V244H193ZM197 242H199V244L200 245H198V243ZM235 242V243H234ZM236 242H238V243H236ZM33 243V244H32ZM88 244V245H94V248L93 247H91V248H89L90 246H88L87 245V247H86V245H84V244ZM203 243H205V244H203ZM223 243V244H222ZM227 245H226V244ZM230 243H232V244H230ZM43 244V245H42ZM76 244V245H75ZM96 244V243H95ZM196 244L200 247L201 246V248H200V250H199V248H198V246H196ZM40 245H41V247H40ZM92 245V246H93ZM204 245H206V246H204ZM208 245V246H207ZM214 245V246H213ZM221 245H223V247L221 246ZM20 246V247H19ZM23 246V247H22ZM31 246V247H32ZM85 246V247H84ZM96 246V247H95ZM195 246H196V248H195ZM37 247H38V249L39 250H37ZM77 247H79V248H77ZM18 248V249H17ZM50 248V249H49ZM73 248H74V250H73ZM155 249L151 252V253H149L148 255H150V256H148V257H151V258H149L150 260L149 261H147V259L144 257V258H139L138 260H139V263L138 264H146V261H147V263L149 264V262L152 260V258L154 259V258H156V259H154V264H157V260H158V264L160 263V264H163L162 262H159V260H161L162 261V259H158V257L160 256V258H162V251H161V249H160V247H158V246H156V247H154ZM224 248V249H225ZM17 249V250H16ZM219 249L220 251H218V252H221V253H224V252H226L224 249ZM71 250H73V251H76V252H72ZM91 250H93V252L91 253V254H88V252L89 251H91ZM158 250H159V252H158ZM224 250V251H223ZM65 252L67 251V250H64ZM64 251H62L63 253H64ZM88 251V252H87ZM155 251H157V253L155 252ZM223 251V252H222ZM7 252L8 253H10V254H7ZM51 252V253H50ZM72 252V253H71ZM84 252V253H83ZM16 253V254H15ZM50 253V256L51 257H49V255H47V254H49ZM62 253V254H63ZM76 253V255H74ZM155 253V254H154ZM15 254V255H14ZM85 254V255H84ZM95 254H97L96 256H94ZM151 254L152 255H156V257H153V256H151ZM160 254H162V255H160ZM88 255H90V256H88ZM94 257H93V256ZM33 256V257H32ZM87 256V257H86ZM7 257H8V259H7ZM13 257H14V259H15V261H14V259H13ZM16 257V258H15ZM45 257H47V258H45ZM48 257H49V259H48ZM62 257V256H61ZM60 257V258H61ZM72 257V258H71ZM92 257V258H91ZM4 258H6L7 260L6 261H4L5 259ZM59 258V259H60ZM79 258V259H80ZM13 259V260H12ZM18 261H17V260ZM29 259V260H28ZM47 259V260H46ZM92 259V260H91ZM12 260V261H11ZM20 260V261H19ZM88 260H91V261H88ZM141 260V261H140ZM3 261V262H2ZM22 261V262H21ZM52 261V260H51ZM88 261V262H87ZM145 261V262H144ZM156 261V262H155ZM29 262V263H28ZM35 262V263H34ZM37 262V263H36ZM48 262V263H47ZM63 262H65V263H63ZM6 263H4V264H6ZM61 264V263H60ZM150 264H153V262H151Z\"/></svg>","mask_w":264,"mask_h":264}]
</instances>
